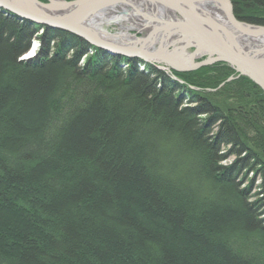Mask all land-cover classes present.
I'll return each instance as SVG.
<instances>
[{
    "label": "trees",
    "instance_id": "16d2710c",
    "mask_svg": "<svg viewBox=\"0 0 264 264\" xmlns=\"http://www.w3.org/2000/svg\"><path fill=\"white\" fill-rule=\"evenodd\" d=\"M232 1L264 23V0ZM37 28L0 10V264H264V169L231 115L263 109L259 87L240 77L203 93L189 84L225 73L180 84L137 62L123 80L117 66L91 74L103 52L81 66L88 44L49 27L38 57L20 60ZM250 162L262 168L253 200L233 180Z\"/></svg>",
    "mask_w": 264,
    "mask_h": 264
},
{
    "label": "bare ground",
    "instance_id": "6f19581e",
    "mask_svg": "<svg viewBox=\"0 0 264 264\" xmlns=\"http://www.w3.org/2000/svg\"><path fill=\"white\" fill-rule=\"evenodd\" d=\"M23 1L24 0H4L3 3L6 2L5 4H8L9 2L10 4L11 2V5L13 6L20 3V5L28 8L32 6L30 0H25V4L22 3ZM37 1L39 4L47 5L41 6L40 10L48 13V20L61 22L66 20L64 19L65 15L69 13V9L61 8L64 7L63 3H68L72 7L75 0ZM55 1L59 6H56V3L54 4ZM1 2L2 0H0V3ZM106 6L107 7L104 8L105 10L95 13L92 16H87V14H85L83 17L79 18L76 14L70 15L69 19L71 18L72 20H67L62 23L63 29L59 28V26H56L54 23L51 25H45L31 20L30 18L28 19V17L27 19H22L20 16H17L12 9H7V7L0 6V10L11 17L13 16L19 20L27 21L38 27L29 42L28 49L20 56V60L25 61L38 57L41 49L40 36L42 35L44 28L49 27L72 34L79 40L85 41L88 44L87 50L84 51L79 58V65L81 66L84 64L86 65L87 59L96 55V52H103L104 56L101 58V64L94 69V72H88L91 74L97 73L96 70H101L103 73H108L112 70L116 73L114 68L117 66V68L120 69V73L117 77L123 80L126 79L130 66L135 65V62H137L138 71L150 74L151 76H155L157 72H161L172 81L180 84H185L186 82L177 77L176 74H188L195 71H202L206 68L210 75L216 73V70H220L223 74L225 73L226 78L218 82L216 85L205 83L189 84V87L192 90L203 93L207 92L208 94L214 93L228 82L234 81L240 77H245L254 83L245 75L238 77L237 75L239 73L236 72L232 66L225 61L220 60L221 57L225 56V53H221L222 55L218 53L219 51H224L228 48L229 50L227 51L240 50L248 57L264 59V35L260 33L258 34L256 31H251L256 27L264 28V23L254 22L253 20H248L239 16L234 10V3L232 0H194L191 6L186 7V13H190L191 15H187L189 17L186 18L187 21L185 25L182 24L184 19L180 12L158 1L121 0L119 3L111 5V7L109 5ZM188 20L192 21L188 22ZM72 24L77 25V27H75L77 30L84 28L86 33H94L98 38L97 42L92 44L89 39L82 37L81 33H75L66 29V26L69 27ZM238 24L244 28V31H240L236 27ZM110 25H114L117 30L115 32H110L107 29ZM189 27L194 28L193 30L196 28V30L193 32ZM99 39L102 41V44H99L101 42ZM181 45L186 47L184 52L185 57L187 59H190V57L192 58V67L196 66V63L198 64L197 67L190 69H184L186 67H182L178 69L173 65L178 63H173L171 61L168 62L165 58L161 59L160 57L155 56L159 54L164 55L167 53H173L175 50L182 51V47H180ZM52 46L53 44L51 43L48 50L50 54L53 52ZM142 46L144 48H138ZM121 48L124 49L122 50ZM119 50H122L123 52L120 53L118 52ZM174 55L175 54H172L171 57ZM186 58L185 60L187 62ZM96 76L99 79L102 77V74L99 73V75ZM109 76L106 77L108 78ZM211 80L212 82H215L218 79L213 81V78H211ZM100 82L104 83V79ZM254 84L257 85L256 83ZM160 86V82H157V87ZM257 86L264 94V90L259 85ZM182 95L181 92L177 94L179 99L185 100V104H183L184 107L195 106L193 103H188L190 100L181 97ZM213 101L219 103L218 99H213ZM183 105H181V107H183ZM231 113L233 117L240 115L236 110L231 111ZM256 115L258 117L260 116L259 113H256ZM238 121L243 123L240 119H238ZM232 122L239 130L240 128L238 124L241 123L237 124L235 120H232ZM241 125L243 126V124ZM213 130L210 132V136L215 133ZM225 147L228 146L225 145ZM231 154L235 155L233 152H231ZM225 156L226 155H224V157ZM224 157L218 159L219 165H221L220 160ZM263 158L264 157H259V159H261L260 162L262 163V168L264 169ZM233 162L235 163L236 159ZM233 162L228 165V167L233 165ZM223 166L227 167V165ZM262 168L261 165L258 166L257 163L250 162L238 171L235 170L236 175L233 180L238 184L240 189H244L247 192L249 199L251 198V192H253L250 190L252 189L251 184L256 181V178H259V184L261 183ZM253 187H255V185H253ZM257 188L259 189V185ZM251 200H253V198H251Z\"/></svg>",
    "mask_w": 264,
    "mask_h": 264
},
{
    "label": "water",
    "instance_id": "95a60500",
    "mask_svg": "<svg viewBox=\"0 0 264 264\" xmlns=\"http://www.w3.org/2000/svg\"><path fill=\"white\" fill-rule=\"evenodd\" d=\"M31 1V7H24L22 5H20V3L18 5H11V2L9 4H5L3 3L4 0H2V2L0 3V6L2 7H7V9H12V11L17 15L20 16L22 19H28L30 18L31 20L37 21L39 23L45 24V25H51V24H55L56 26H59V28H62V23H64L67 20H72L71 18L69 19L70 15H78L79 18L83 17L85 14L88 15H93L95 13H99L102 10H105L104 8L107 7L106 5H109L111 7V5L115 4V3H119L121 0H75L73 3L74 5L71 7L68 3H63L64 7L61 8H66L69 9V13H67V15H65L66 20H63L61 22H54L52 20H48V13L43 12L40 10L41 6H47L44 4H39V2L37 0H30ZM123 1V0H122ZM153 1H158L162 4H166L168 7L180 12V14L183 17V23L185 25L186 23V18H188L191 14L190 13H186V7L187 6H191L192 3L194 2V0H153ZM209 1H219V0H209ZM226 2V1H225ZM23 4H25V0L22 2ZM56 3V1L54 2V4ZM52 4V5H54ZM186 5V6H183ZM49 6V5H48ZM56 6H59L56 3ZM183 6V8H182ZM78 13V14H77ZM189 15V16H187ZM192 20H188V22H190ZM52 22V23H51ZM71 22V21H70ZM207 22V21H206ZM75 23V22H74ZM68 24V23H66ZM54 25V26H55ZM75 27H77L76 24H72L71 26L67 27L66 29H68L69 31H73V32H79L81 33L82 37L89 39L90 43L95 44L98 40V38L95 36L94 33H86L84 28L77 30L75 29ZM199 27V26H198ZM236 27L240 30V31H244V28L242 26H240V24L236 25ZM183 28V27H182ZM191 28V31H195L193 30L194 28ZM63 29V28H62ZM252 32L256 31V33H260L262 35H264V28L263 27H256L254 30H251ZM256 35V34H255ZM100 40V39H99ZM101 41V40H100ZM234 41V39H233ZM102 44V41L99 43ZM180 47H182V51H178L175 50L173 53H167V54H159V55H155L156 57H160L161 59L165 58L167 59L168 62H175L178 64H173L174 67L176 68H182V67H186L184 69H190L193 67H197V63L196 66L192 67V58L190 57V59H187L185 57V50L186 47L184 45H181ZM139 49L144 48L142 47H138ZM227 48V47H226ZM122 50L124 48H121ZM122 50H119L118 52H123ZM227 50H229L227 48ZM219 51L218 53H225V56L221 57L220 60L225 61L227 64H229L230 66L233 67V69L236 70V72H238L237 76H242L245 75L247 76L249 79H251L254 83H256L257 85H259L263 90H264V59H258V58H253V57H248L247 55L243 54L240 50H231V51ZM141 51V50H140ZM127 52V51H124ZM172 54H175L173 57H171ZM222 55V54H221ZM193 56V55H192ZM185 58L187 59V62L185 60ZM172 59V60H170ZM179 60V61H178ZM189 67V68H188ZM174 78V77H173Z\"/></svg>",
    "mask_w": 264,
    "mask_h": 264
},
{
    "label": "rangeland",
    "instance_id": "374dc122",
    "mask_svg": "<svg viewBox=\"0 0 264 264\" xmlns=\"http://www.w3.org/2000/svg\"><path fill=\"white\" fill-rule=\"evenodd\" d=\"M110 32H115L117 29L116 27L113 26H108L107 28ZM26 57V56H25ZM29 60V59H28ZM219 101V104H222L223 106H231L233 105V99L232 97H230V95L228 96H224V98H216ZM223 102V103H222ZM253 109L256 108V112H254V114H251L250 112H239L240 114H244L245 118H244V122L241 123L238 121V118L236 116H234V120L236 121V123H241L243 124V126L241 124L239 125V134L241 136V140L250 148H252V150H254L257 155L259 157H264V122L257 120V115L256 113H258V111L261 109L260 107L257 108V106H253ZM227 109H230V107H228ZM242 109V108H241ZM240 109V110H241ZM262 110V115H264L263 111L264 108L261 109ZM253 115V116H252ZM206 118V115H202L199 119L203 120ZM260 118V117H259ZM213 132H215V130H213ZM214 134V133H213ZM230 147H221L219 150L220 154H224L226 155L221 161V165H230L235 159L237 160V156L236 155H232L231 154V150L229 149ZM261 160V159H260ZM264 161V158H263ZM234 163V162H233ZM249 182V181H248ZM252 189H250L251 191V198L255 199V197H257L258 192V188L257 186L259 185V178H256V181H254L252 184ZM250 185V186H251ZM253 185H255V187H253ZM258 192V193H257ZM255 196V197H253Z\"/></svg>",
    "mask_w": 264,
    "mask_h": 264
}]
</instances>
